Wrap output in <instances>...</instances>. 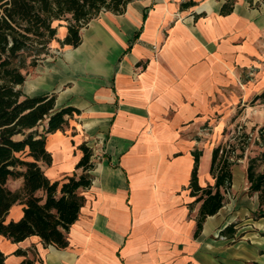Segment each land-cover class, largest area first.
<instances>
[{
  "label": "crops",
  "instance_id": "obj_1",
  "mask_svg": "<svg viewBox=\"0 0 264 264\" xmlns=\"http://www.w3.org/2000/svg\"><path fill=\"white\" fill-rule=\"evenodd\" d=\"M183 1L130 0L122 12L102 10L80 26L75 46L60 43L68 20L54 19L48 52L18 86L27 95L54 93L56 108H78L64 130L47 133L52 160L40 165L51 180L79 174L85 143L91 182L80 188L84 202L66 246L0 233L5 264H264V216L253 215L259 200L244 164L231 165L223 203L196 235L201 200L188 185L194 149L201 150L198 184L215 181L212 148L192 145V121L217 110L223 122L264 123V97L255 98L264 89V0ZM6 185L19 189L22 177ZM22 208L13 203L6 220Z\"/></svg>",
  "mask_w": 264,
  "mask_h": 264
},
{
  "label": "trees",
  "instance_id": "obj_2",
  "mask_svg": "<svg viewBox=\"0 0 264 264\" xmlns=\"http://www.w3.org/2000/svg\"><path fill=\"white\" fill-rule=\"evenodd\" d=\"M130 0H0V233L12 241L37 234L44 243L66 246L69 225L77 218L84 195L80 188L91 182L88 171L92 167L91 149L80 143L82 155L73 172L63 179L51 180L40 162L50 164L52 155L46 148V135L64 130L68 119L78 108L54 106L55 94L27 95L18 84L25 79V68L46 54L49 42L55 37L54 19L68 20L67 33L61 44L77 45L79 28L102 10L122 12ZM185 0L182 6L192 4ZM228 9L222 8V12ZM264 97V89L255 98ZM264 141V123L258 129ZM219 145L212 148L209 171L214 184H198V164L201 150H192L190 193L201 200L196 218V235L207 214L218 210L224 195L220 186L231 183V164L228 157L219 154ZM22 177V186L12 190L6 185L8 177ZM249 191H258L259 206L253 215L264 216V172H256L252 162L246 168ZM37 189L44 196L36 194ZM23 203V214L18 219L6 220L10 206ZM231 226H227L226 229ZM0 264L4 254L0 250ZM24 264H27L24 261Z\"/></svg>",
  "mask_w": 264,
  "mask_h": 264
},
{
  "label": "rangeland",
  "instance_id": "obj_3",
  "mask_svg": "<svg viewBox=\"0 0 264 264\" xmlns=\"http://www.w3.org/2000/svg\"><path fill=\"white\" fill-rule=\"evenodd\" d=\"M55 21L52 23L54 24ZM242 107L238 106L237 108L242 110ZM260 108L264 109V105ZM248 109H251L254 114L256 107L251 106ZM216 112H213L206 120L192 121V145L202 149L219 145L222 149L219 154L222 157H228L233 162L232 164H244L245 175L247 165L251 162L256 172H264V141L258 132L262 124L250 128L244 119L233 117L223 122L219 119L221 114ZM253 193L258 196V191H253Z\"/></svg>",
  "mask_w": 264,
  "mask_h": 264
}]
</instances>
